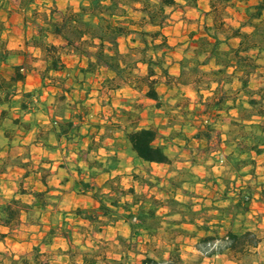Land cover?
<instances>
[{
    "label": "crops",
    "instance_id": "crops-1",
    "mask_svg": "<svg viewBox=\"0 0 264 264\" xmlns=\"http://www.w3.org/2000/svg\"><path fill=\"white\" fill-rule=\"evenodd\" d=\"M5 1L0 0L7 6ZM60 1L55 0L54 3L50 0L33 13H50L54 6L57 8L54 17L58 19L67 8L58 6ZM259 1L247 2L255 4ZM37 4L38 0L30 6ZM244 5L240 3L239 10L230 6L227 8L228 23L240 25L245 19ZM27 8H22L17 0V11L8 12V29L4 38L8 47L19 54L12 56L9 63L0 62V70L10 78L14 73L13 66L23 64L26 77L18 82L12 96L9 121L20 118L29 122L31 127L26 131L14 127L15 130L6 136V128L11 125L0 126V204L19 199L28 208L22 210L18 225L2 226L8 236L0 241V251L17 258L26 256L29 264H81L85 255L96 252L100 259L105 258L98 264H133L134 259L137 264H142L146 256L158 259L154 252L162 247L165 250L164 263L169 264L171 250L176 246L184 264H189V254L202 257V264H237L225 251L218 249L222 247L220 240L202 245L197 237L180 230L194 231L197 224L184 222L169 225L168 220H180L182 216H169L167 206L158 209L162 224L154 233L146 230L134 232L122 215V209L116 220L101 230H96V224L84 215L76 216L78 209L84 214L94 215L99 206L96 195L112 194L106 183L118 178L125 188L133 187L136 192L148 197L166 199L175 195L179 200L192 202L195 210L203 209L197 223L200 225L205 217H210L209 225L211 229L215 227L216 232L210 230L209 233H217L220 237H224L234 223L238 226L239 218L253 221L255 226L249 227L251 229H264V202L259 193L264 183V151L251 154L256 160L255 176L250 173L251 166L244 167L242 173L234 171V162L229 159L234 146L227 144V139L232 138L237 130L231 127L228 114H224L223 120L214 125L216 130L210 140L196 137V133L206 127L207 119H214L213 112L204 113V101L208 97H217L214 90L205 91L201 99L193 86H185L181 92L186 99H179L174 96L177 92L175 82L173 88H168L163 82L159 91L165 93V107L155 109L152 100L130 86L109 88L105 80L113 74L106 67L102 66L96 72H83L88 58L74 52L63 54L64 69L52 70L44 78L48 62L34 44L40 38L43 21L39 19L36 24L29 22ZM184 9L181 13L190 20L177 22L171 13L175 9L167 8L171 16L164 28L168 42L173 46L167 61L170 73L175 77L180 75V61L191 43L192 30L196 32L199 28L204 34V24H212V19L206 16L211 10L210 0H199L197 7ZM20 22L21 27L18 26ZM47 41L63 43L52 34H48ZM126 41L129 44L123 49L122 43ZM231 41L233 45L239 42L238 39ZM119 43L122 52H127L132 46L130 37L120 38ZM258 63L260 66L250 76V87L253 89L264 86V52ZM140 67L141 73L145 74L146 65L141 64ZM240 85L235 78L230 87L237 90ZM216 87L214 83L213 89ZM136 96H142L148 106H143L140 124L159 127L161 137L158 143H165L164 136L182 131V138L175 136L167 142L166 148V153L175 160L173 167L189 169L193 173L182 188L175 190L167 182L168 177L176 175L172 167L136 159L125 138L118 124L119 117L123 110L131 109L129 104L134 103L132 98ZM186 106L190 110L196 109L197 113L185 116ZM230 113L238 115L237 110ZM70 121L78 126L77 132L60 133V124ZM182 122L186 125H181ZM220 156L225 159L223 164L216 162ZM135 175H139L141 180ZM250 183L258 192L249 209L235 220L234 204L238 194ZM43 191L46 196L40 201L42 205H36L34 193ZM139 207L138 204L132 209L137 211ZM219 208L230 209V213L220 212ZM197 234L203 236L206 232L198 230ZM130 260L132 262H128Z\"/></svg>",
    "mask_w": 264,
    "mask_h": 264
},
{
    "label": "trees",
    "instance_id": "trees-1",
    "mask_svg": "<svg viewBox=\"0 0 264 264\" xmlns=\"http://www.w3.org/2000/svg\"><path fill=\"white\" fill-rule=\"evenodd\" d=\"M22 8H27L36 0H19ZM55 3V0H52ZM248 0H210L211 10L206 13L207 18L212 19V24H204V34L190 33V45L185 50L184 57L180 61L181 72L175 77L170 73L167 61L168 53L173 46L168 42L164 28L170 21L171 13L167 8L197 7L199 0H79L77 7L68 6L61 16L56 19L57 8L52 7L50 13H43V25L40 29V38L34 41L40 48L44 59L48 62L47 76L52 70L64 69L63 54L78 53L88 58V65L83 68L85 73L96 72L102 66L106 67L113 76L106 78V84L111 89H120L130 86L154 102L153 108L165 107V93L159 91L160 85L165 82L168 88L177 87L175 97L185 98L182 88L193 86L196 94L203 99L205 91L214 90L216 98H207L204 113L213 112V121L207 119L206 127L196 133V137L210 140L215 132V126L223 120L224 114L230 116V125L237 133L227 144L234 146L229 154V159L234 163V171L242 173L244 167L251 166L250 173L255 176L256 160L252 158L253 152L260 154L264 151V86L258 89L250 87V76L260 66L258 59L264 52V0L255 4H249ZM240 3H244L245 19L239 26L227 22L229 13L227 8L233 7L239 10ZM130 10L141 14L139 19L130 15ZM249 28L250 30H245ZM8 29V12L4 3L0 2V62L9 63L12 56L19 54L8 47L4 33ZM48 34L60 39L62 44L47 41ZM130 37L132 46L127 52L120 50V38ZM233 39H238L237 45H233ZM256 53H252V52ZM146 65L145 74L140 72V65ZM14 73L7 78L0 70V126L9 124L6 128V136H9L17 127L29 130V122L20 118L10 120V108L12 96L18 82L26 77L23 72V64L13 66ZM233 69V70H231ZM237 78L240 88L234 90L230 85ZM164 80V81H163ZM217 87L213 89V84ZM131 109L123 110L118 124L124 131V136L131 145L136 159L148 163L167 164L172 167L176 175L167 178L168 184L176 189L182 188L188 182L193 173L189 169H178L174 166L175 160L166 153L168 141L175 136H182V131L164 136L165 143H158L161 137L159 127L153 124L141 126L140 118L143 106L138 102L129 104ZM231 110H237L238 115H231ZM196 109L190 110L188 106L184 111L185 116H193ZM177 123V122H175ZM60 133L70 130L77 132L78 126L73 122L60 124ZM66 125V126H65ZM181 125H186L182 122ZM178 134V135H177ZM182 138V137H181ZM234 141V142H233ZM237 154V155H236ZM242 155H247L242 157ZM189 170V171H188ZM141 180L139 175L134 176ZM45 182V180H44ZM152 184L151 181H148ZM106 186L112 194L103 193L96 195L99 206L94 215H87L80 209L76 210V216L84 215L85 218L96 224V230L115 221L119 211H124L126 221L134 232L146 230L154 233L162 224V216L158 209L163 206L169 208L168 215L180 214V220L170 219L169 225H181L184 222L197 224L196 230L188 231L180 229L186 235L198 238L202 245L213 244L217 240L222 242L218 249L225 251L237 264H264V254L260 247L264 243V229H251L246 227L243 220L238 226L228 230L224 237L217 233H209L211 229L210 217H205L202 224L197 219L203 212L193 208L192 202H185L175 195L166 199L155 196H146L136 192L135 188H125L118 178L107 181ZM258 192L253 184H248L238 194V200L234 204V219L244 214L250 206L254 195ZM264 202V183L259 190ZM36 205L46 192H35ZM130 198L125 199L124 198ZM140 205L137 211L132 208ZM28 206L19 199L0 204V241H4L8 233L2 230V226L13 227L20 223L22 210ZM231 208V207H228ZM220 212L230 213V209H221ZM99 216H103L100 218ZM198 230H203L206 235L199 236ZM158 259L146 256L142 264H165L164 254L154 252ZM99 253L85 255L81 264H98ZM0 264H29L26 256L19 258L7 255L0 251ZM202 261V257L198 262ZM118 263V260H114ZM177 247L171 250L169 264H182ZM44 264H50L45 262Z\"/></svg>",
    "mask_w": 264,
    "mask_h": 264
},
{
    "label": "rangeland",
    "instance_id": "rangeland-1",
    "mask_svg": "<svg viewBox=\"0 0 264 264\" xmlns=\"http://www.w3.org/2000/svg\"><path fill=\"white\" fill-rule=\"evenodd\" d=\"M49 1H47V0H45V1L44 0H38V4L36 6L35 5L28 6V8L26 10V12H28L27 20L29 22H31V23H34V24L38 23L37 21L39 19H42V13H38V12H36V13L34 12L33 13V11H35V10L37 11L40 6H43V4H45L46 2L49 3ZM5 3L7 4V6H6L7 12L11 13L12 11L13 12H16L17 11L16 10V8H17V0H8V1L6 0ZM78 4H79V0H62V1L59 2L58 6H61V7L67 6L68 7V6L72 5V6L77 7ZM184 8L185 7H181L180 9L179 8H175V10H173L171 12L174 15L173 19L176 20L177 22H179L180 20H184V19L190 20V18L189 19L187 18L188 16H185V14H182L181 13L183 10H185ZM130 15L133 18H135V19H139L141 17V14L139 12L135 11V10H130ZM18 26L21 27V22L18 24ZM187 30H189V28ZM192 31H195V30H192ZM196 33L198 35H200L201 33H203V30L202 29L200 30L198 28L196 30ZM128 44L129 43L127 41L126 42H123L122 43L123 49H125ZM140 72H141V70H140ZM132 100H134V102H138L142 106L145 105V101H144V98L142 96H136V97L132 98ZM145 108H148V106L145 105ZM221 159H222V161H221ZM216 162H218L219 164H223L225 162V159H224L223 156H220ZM146 169L147 168H145V170ZM241 219L242 218H239V220L237 221V225H239L241 223V221H242ZM243 223L245 224V226L247 225L246 227H254L255 226L254 222L251 221L250 219L243 220ZM256 229H260V228H256ZM157 252L158 253L159 252H162L164 254L165 250L161 247V248H158ZM260 252L262 254H264V243L260 247ZM199 258L200 257L197 256L196 254H189L188 255V258H187V262L189 264H202L201 262H198V259ZM128 262H132V261L130 260ZM126 263H127V261H126ZM133 264H137L136 259L133 260ZM182 264H184V262Z\"/></svg>",
    "mask_w": 264,
    "mask_h": 264
},
{
    "label": "built area",
    "instance_id": "built-area-1",
    "mask_svg": "<svg viewBox=\"0 0 264 264\" xmlns=\"http://www.w3.org/2000/svg\"><path fill=\"white\" fill-rule=\"evenodd\" d=\"M221 161H222V159H221Z\"/></svg>",
    "mask_w": 264,
    "mask_h": 264
}]
</instances>
